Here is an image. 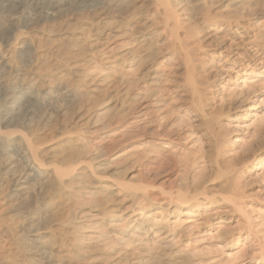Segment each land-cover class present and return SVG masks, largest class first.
Masks as SVG:
<instances>
[{
	"label": "bare ground",
	"instance_id": "bare-ground-1",
	"mask_svg": "<svg viewBox=\"0 0 264 264\" xmlns=\"http://www.w3.org/2000/svg\"><path fill=\"white\" fill-rule=\"evenodd\" d=\"M216 6L229 10L218 12L216 8V12ZM179 10L199 14L218 31L229 27L227 31L239 42L222 46L220 51L231 58L236 77L254 74L253 66H264V20L255 25L264 17V0H0V78L5 80L0 88L5 89V102H19L14 95L17 88L26 91L25 101L34 94L40 100L56 94L59 101H69L64 111L49 103L44 105L45 114L34 123L24 118L6 131L0 125L4 145L16 137L18 149L10 163L9 152L0 151V165L5 163L0 173V264H194L191 254L166 245L178 235L179 228L167 229L164 217L185 215L186 210L202 207L209 196L205 186L236 167V162L221 156L215 133L208 130L203 119L200 121L203 141L214 152L209 161L212 179L198 182L200 178L197 181L198 177L190 176L188 184L169 188L167 200L176 206L168 213L162 207L165 203L143 186L132 190L121 184L126 169L118 162L128 164L132 154L120 152L110 158L92 154L86 158L79 129L89 122L92 107L103 97L111 101L118 118L127 121L124 127L138 123L146 129L149 122L145 112L154 108L160 85L171 81V69L181 67L186 82L197 75L194 60L198 52L194 47L200 46L193 40V22L183 27ZM156 30L161 31V40ZM17 53L25 58L19 60ZM255 75L264 78V68ZM191 91L196 100L191 102L192 110L203 112L211 95L207 98L208 94L196 87ZM214 109L205 114L214 115ZM19 110L14 105L10 111L0 109V123ZM101 133L103 143L113 135L109 129ZM161 136H152L147 142L159 146L158 153L147 155L152 164L174 154L171 143L181 134L167 139ZM242 157L238 164L245 166ZM253 158L263 159L264 152ZM86 168L92 176L90 182L85 180ZM24 175L28 176L20 182ZM13 177L26 200L16 210L5 193ZM232 182L231 192L240 185ZM120 195L130 202V214H123ZM159 216L163 218H154Z\"/></svg>",
	"mask_w": 264,
	"mask_h": 264
},
{
	"label": "rangeland",
	"instance_id": "rangeland-1",
	"mask_svg": "<svg viewBox=\"0 0 264 264\" xmlns=\"http://www.w3.org/2000/svg\"><path fill=\"white\" fill-rule=\"evenodd\" d=\"M219 6H216L214 11L217 9L218 12L221 9H223L221 10L223 12L229 10ZM183 11H178L183 27H186L188 23L190 24V21L193 23L197 22V24L192 23L194 25L193 30L191 24V32H194L192 36L196 38L193 39L192 37V39L195 42L197 41L198 46H200L198 48L194 47L195 52L199 53H197L198 57L200 56V58L197 57L194 60L197 75L192 80L196 83H193L192 80L187 81L188 83L186 82L184 71L180 69L181 67L177 68L175 66L177 69L175 67L172 68L171 71L174 69V74L176 73L177 75H171L170 82L165 81L160 85V89L156 93L158 94V96L156 95L157 101H153V109L156 110L152 109L151 111L149 109L145 112L148 114L146 122L147 120L149 122L146 129L140 128L142 126L138 125V123L129 125L130 127L127 128L124 127L127 125V121L122 117L118 118L111 101L105 97L100 98V101L96 102L88 115L89 122L79 128L81 130L80 133L83 135V138L81 137L82 145L84 146L83 152L84 154L86 153V158H89L92 154L102 155L104 158H110L113 154L120 152L132 154L128 164L124 161H122L123 164L120 161L118 162L124 165L126 169L121 178V184L125 188L132 190L143 186V189L146 188L145 190L148 192L151 191L153 195L158 196L157 198L160 202L163 201L165 203L162 207L167 208L166 212L168 211L169 213V210L176 206L174 202V204L169 202V198L167 200L166 192H168L169 188L188 184L189 180L187 179L190 176L198 177L197 181L200 178L198 182L206 179L211 180L213 177L209 161L214 152L210 151L203 141L201 135L203 127L200 124L203 119L208 130L210 129L209 131L215 133V143L220 147L221 156L237 164L232 172L221 175L205 186L209 193V198L207 197L202 207L186 210L185 215L176 214L172 215V217L169 216L170 218L168 216L164 217L167 229L173 226L179 228L178 235L170 239L166 245L173 251H178L184 255L191 254L194 264H264V158L261 159L262 161H254L253 158L257 154L264 152V93H262L264 90V78L260 79L255 75L257 72H261L264 66H253L251 69L255 72L254 74L251 75L249 73L246 77H241V75L236 77L235 69L231 66L233 64L231 58L226 56L225 53H221L220 50H222V46L226 47L230 43L239 42V39L230 31H227L229 27L224 31H218V27L204 22L199 14L193 15ZM263 20L264 17L256 21L255 25L261 24ZM159 31L156 30L155 35L158 40H161L162 34ZM16 56L20 58H18L19 60L25 58L20 53H17ZM196 62L199 66H197ZM92 71L98 70L92 68ZM4 81V79L0 78L1 83H4ZM191 86L193 89L196 87L199 88V91H204L206 95L208 94L207 98L211 95V98L206 99L203 112L202 110L197 112L192 110L194 105L191 102L196 103V100L194 99L193 91H191L193 90ZM4 91L5 89L0 88V109L10 111V107L14 105V107H19L20 110L19 113H13L12 116H8V120L0 123L3 131L8 130L7 128H14L15 124L21 122L24 118H27L30 122L34 120V123L36 119L45 114L44 105L48 103L57 109L60 108L59 110L61 111H64L69 106L66 103H69L67 98L59 101V99H56V94L52 95V97H43V100L42 97L40 100V97L34 94L32 95L33 98L30 97L27 99L28 101H25L26 91L23 90V92L21 88H17L14 92L16 100L19 102L17 104H9L3 98ZM58 94L64 97V91H60ZM212 107L217 109H214L215 112L213 114H215L207 116L205 113L213 109ZM28 110H32V112L29 113ZM149 111H151L150 114ZM3 116L7 117L6 115ZM117 118L118 120H115ZM110 119L113 121H110L108 125L107 123ZM105 128L109 129L113 135L103 143L100 138L102 136L101 132L106 130ZM261 129H263L262 132H258ZM217 130L219 131L217 132ZM170 133L171 135L181 134L180 139L171 143L174 154L171 152L172 154L164 155V158L162 157L155 164L150 163L147 155L151 152L158 153L159 151V146L147 145V142L151 139L150 137L162 135L161 137L167 139L171 136ZM186 136L190 137L184 140ZM1 137L0 151L6 149L5 151L9 152L7 156L9 158L8 163H10L14 160V153L18 150L15 141L17 138L14 137L8 140V143H5L6 146L4 145L3 137ZM110 139L112 140L109 141ZM234 139L237 141L233 142ZM143 143L147 146L144 145V147ZM145 151L146 154H144ZM240 155L246 160L245 166L238 164L242 157ZM4 166L5 163H1L0 173L3 172ZM83 166L86 165L83 164ZM89 174V168H86L85 180L88 182L92 180V176ZM24 176L20 182H23L28 175ZM195 179L194 182L197 183ZM232 180L240 182V185L233 189L235 191L232 190L231 192ZM17 183L18 181L15 177L11 178L5 192L6 195L12 198L15 210L26 203L25 195L17 188ZM163 193L164 195L162 196L161 194ZM155 196L152 197L155 198ZM210 196L212 197L210 198ZM120 198V207L122 206L123 214H130L132 210L129 207L130 202L124 197L122 199V195H120ZM89 201L93 202L94 199L89 198ZM89 201H87V205H91ZM86 212L90 213L88 210ZM147 214L153 216V213L149 211ZM154 218L159 220L163 217ZM182 220H188L189 222L184 223ZM218 235H222L223 238ZM154 241H157V238ZM192 253L194 255L195 253L200 254L195 257ZM244 253L245 256H243ZM201 254L202 256H200Z\"/></svg>",
	"mask_w": 264,
	"mask_h": 264
}]
</instances>
